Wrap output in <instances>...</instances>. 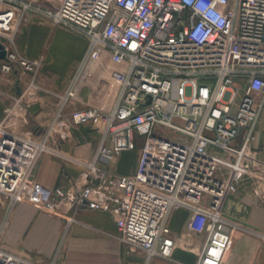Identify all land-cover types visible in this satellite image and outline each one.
Listing matches in <instances>:
<instances>
[{"label": "built area", "instance_id": "built-area-1", "mask_svg": "<svg viewBox=\"0 0 264 264\" xmlns=\"http://www.w3.org/2000/svg\"><path fill=\"white\" fill-rule=\"evenodd\" d=\"M28 17L83 36L87 48L58 95L50 124L19 134L7 124L35 99L42 65V59H28L15 47ZM0 44L6 52L1 71L21 69L31 76L27 90L5 96L0 122L5 212L22 201L39 158L61 156L51 146L57 118L92 77L93 64L106 56L113 65L109 87L117 90L112 106L68 116L74 126L97 134L89 160L76 161L87 180L53 188L42 209L61 219L65 229L80 209L108 212L116 238L147 259H171L175 239L169 217L187 210L204 221L203 245L193 264L222 263L238 226L221 213V201L236 194L245 179L254 180L259 195L264 175L257 146L264 113V0H0ZM134 151L138 161L130 175L117 176L102 166ZM0 264H56V256L35 261L0 244Z\"/></svg>", "mask_w": 264, "mask_h": 264}, {"label": "crops", "instance_id": "crops-1", "mask_svg": "<svg viewBox=\"0 0 264 264\" xmlns=\"http://www.w3.org/2000/svg\"><path fill=\"white\" fill-rule=\"evenodd\" d=\"M15 47L28 59H42V65L35 78L38 87L34 90L35 99H30L7 126L19 134L35 133L54 118L58 95L67 87L86 51L87 41L70 30L28 17L17 33ZM112 69L108 57L101 56L93 64L92 77L66 102L51 135V146L61 156L46 154L39 158L24 188L22 201L3 213L0 197V222L5 220L1 247L40 262L56 256V264H174V261L193 264L203 245L204 221L187 210L173 211L169 217V229L175 239L171 259L157 256L147 259L145 252L132 249L116 238L118 231L108 212L80 209L75 213V221L65 229L61 219L41 207L53 188L86 182L85 168L76 161L89 160L97 144V134L87 126H74L68 116L74 110L87 107L109 109L112 106L117 92L109 87ZM30 80L31 76L21 69L3 76L0 122L4 117L5 96L21 94L29 87ZM261 119L257 146L264 159V121ZM137 161L138 151L125 152L102 166L117 176H124L134 172ZM262 178L259 195L253 192L254 180L245 179L238 182L236 194L221 201V213L238 226L232 232V246L221 264H264V175Z\"/></svg>", "mask_w": 264, "mask_h": 264}, {"label": "water", "instance_id": "water-1", "mask_svg": "<svg viewBox=\"0 0 264 264\" xmlns=\"http://www.w3.org/2000/svg\"><path fill=\"white\" fill-rule=\"evenodd\" d=\"M5 56H6V52L3 48V46L0 44V61L5 60L6 59ZM16 92H17V94H19V86L18 85H16Z\"/></svg>", "mask_w": 264, "mask_h": 264}, {"label": "rangeland", "instance_id": "rangeland-1", "mask_svg": "<svg viewBox=\"0 0 264 264\" xmlns=\"http://www.w3.org/2000/svg\"><path fill=\"white\" fill-rule=\"evenodd\" d=\"M8 75H11V74H4L2 71H1V62H0V76H1V78L3 79V76H8ZM262 118H263V121H264V116H262ZM262 120V119H261ZM175 123H177V122H175ZM178 124V123H177ZM261 130H262V127L260 128ZM5 199L3 198V213H5V211H6V208H5Z\"/></svg>", "mask_w": 264, "mask_h": 264}]
</instances>
